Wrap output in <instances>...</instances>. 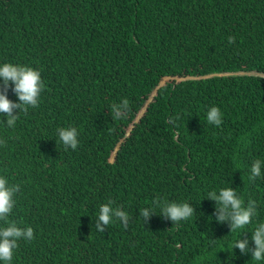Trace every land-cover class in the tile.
<instances>
[{"label":"trees","instance_id":"obj_1","mask_svg":"<svg viewBox=\"0 0 264 264\" xmlns=\"http://www.w3.org/2000/svg\"><path fill=\"white\" fill-rule=\"evenodd\" d=\"M5 63L45 85L14 128L0 115V176L20 185L10 219L34 230L10 264H264L233 249L239 238L254 248L264 222V163L249 179L264 162V0H0ZM8 98L19 102L11 86ZM213 106L219 128L206 119ZM68 127L76 150L59 141ZM227 188L257 204L235 232L207 199ZM157 197L196 214L173 224L156 207L145 225L139 212ZM109 201L127 229L96 230Z\"/></svg>","mask_w":264,"mask_h":264},{"label":"clouds","instance_id":"obj_2","mask_svg":"<svg viewBox=\"0 0 264 264\" xmlns=\"http://www.w3.org/2000/svg\"><path fill=\"white\" fill-rule=\"evenodd\" d=\"M228 43H235L234 37H228ZM0 115L6 117V126L14 128L20 118V113L27 114L29 108H37L40 102V96L45 89L41 79V73L31 67L13 65L5 63L0 65ZM18 98V103L8 98L9 87ZM113 119H122L129 111V101L125 98L119 104L111 105ZM222 112L218 107H211L206 115L207 122L210 125L221 127L223 124ZM173 118H169L170 122ZM60 143L65 150L71 148L76 150L79 146V132L75 127L59 128L57 130ZM6 144V141L0 139V146ZM261 160L257 159L252 163L250 180H255L261 176ZM20 192L19 184H10L8 179L0 176V261L10 264L13 259L14 250L18 248V241H31L34 239V230L32 227L21 228L17 222L10 219L13 209L16 205L15 196ZM208 200L214 201L216 208L214 215L218 223H227L230 232H235L252 223L253 217L257 216V204L254 200H249L247 206L238 196L236 190L232 188L221 189L208 193ZM153 207L143 208L139 214L146 225L155 214V208L159 207L161 216L165 220H170L173 224H179L181 221L189 220L195 213V209L190 203H175L161 201L159 197L152 201ZM119 220L125 229H127L130 216L123 211L121 207H113V202L101 205L98 218L95 222V228L98 232L104 233L107 226ZM251 240L254 248H249L247 239H238L233 249H239L242 255L251 252L252 259L255 261L264 260V222L259 223L252 233ZM214 242L215 240H211Z\"/></svg>","mask_w":264,"mask_h":264},{"label":"rangeland","instance_id":"obj_3","mask_svg":"<svg viewBox=\"0 0 264 264\" xmlns=\"http://www.w3.org/2000/svg\"><path fill=\"white\" fill-rule=\"evenodd\" d=\"M131 128H133V126Z\"/></svg>","mask_w":264,"mask_h":264}]
</instances>
